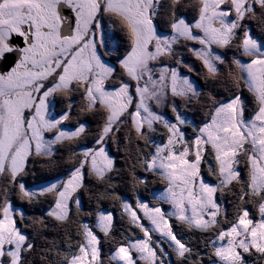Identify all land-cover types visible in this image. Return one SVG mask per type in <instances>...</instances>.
I'll list each match as a JSON object with an SVG mask.
<instances>
[{"label": "snow or ice", "instance_id": "1", "mask_svg": "<svg viewBox=\"0 0 264 264\" xmlns=\"http://www.w3.org/2000/svg\"><path fill=\"white\" fill-rule=\"evenodd\" d=\"M0 264H264V0H0Z\"/></svg>", "mask_w": 264, "mask_h": 264}, {"label": "trees", "instance_id": "2", "mask_svg": "<svg viewBox=\"0 0 264 264\" xmlns=\"http://www.w3.org/2000/svg\"><path fill=\"white\" fill-rule=\"evenodd\" d=\"M110 23V22H109ZM123 50V49H122ZM198 67V64H197ZM205 91L208 90L207 87L204 88ZM59 105L57 106V111H59ZM195 118L197 121H199L202 118V113H196ZM90 127L92 129H95L96 127V122L95 120L90 122ZM86 143L88 145L92 144V139L91 137L86 141ZM67 154L65 153V156ZM118 166L121 169H125L127 166L121 161ZM36 168H39V165L35 166ZM67 171V167L66 166H62L58 169H56L55 171H51V172H37L35 176L29 175L28 177H26V181L28 184H36L45 180H49L52 179L53 177H61L63 176ZM149 179H150V183L148 185V187L145 189L143 187H141L139 189L140 194H142L144 197H148L151 198L153 196V193H158L159 191H161L163 189V185L157 180V178L155 176H151L149 175ZM129 181L127 175H123L119 178L115 179V183L117 185V189L116 191L120 194V195H124L127 196L129 198L134 197V195L136 194L134 192V190L130 187V190H128L125 185L126 183ZM83 202L85 205L86 209H91L92 204L88 199V196L85 195L83 197ZM103 206L105 208H108L109 210H113L114 213L118 216L119 215V208L118 207H113L112 202L110 201H104ZM26 211L28 212L29 215H41L43 214V212L45 211V209L47 208V204L46 203H41L40 205H38L37 207H31L28 205L24 206ZM165 208L170 210L168 205H165ZM118 228L121 227V225H117ZM40 241L37 240V244H39Z\"/></svg>", "mask_w": 264, "mask_h": 264}, {"label": "rangeland", "instance_id": "3", "mask_svg": "<svg viewBox=\"0 0 264 264\" xmlns=\"http://www.w3.org/2000/svg\"><path fill=\"white\" fill-rule=\"evenodd\" d=\"M62 177V176H61ZM41 182H39V183H36V185H39ZM125 187L128 189V190H130V187H131V185H130V181H128L127 183H126V185H125ZM27 212V211H26ZM27 214H28V212H27Z\"/></svg>", "mask_w": 264, "mask_h": 264}]
</instances>
